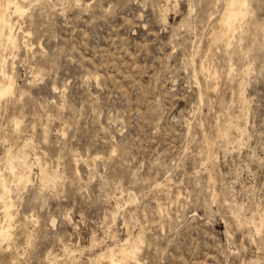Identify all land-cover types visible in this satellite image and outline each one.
I'll list each match as a JSON object with an SVG mask.
<instances>
[{"label":"rangeland","instance_id":"rangeland-1","mask_svg":"<svg viewBox=\"0 0 264 264\" xmlns=\"http://www.w3.org/2000/svg\"><path fill=\"white\" fill-rule=\"evenodd\" d=\"M19 1L0 172L8 149L32 169L11 219L0 199V264H100L129 237L124 264H264V0L231 42L226 0Z\"/></svg>","mask_w":264,"mask_h":264},{"label":"bare ground","instance_id":"bare-ground-1","mask_svg":"<svg viewBox=\"0 0 264 264\" xmlns=\"http://www.w3.org/2000/svg\"><path fill=\"white\" fill-rule=\"evenodd\" d=\"M23 2L25 3L24 0ZM226 5V11L220 19L221 31L220 33L215 35V41L223 40L231 42V40L234 39L235 30L238 26L237 24H241L250 12L248 9V0H226ZM23 9L25 8L19 0H0V40L2 38L6 39L4 40L7 42L6 45L10 46L12 49L15 48L18 44V38L14 33L15 27L12 21V16H20L24 14ZM2 44L3 43H1V45ZM4 54L5 53H0V99L7 95L14 94L16 88V80L14 75H11L9 72H7L8 70H6L7 57ZM202 72L205 71L202 69ZM6 162V167L9 170L10 175L8 176L5 173L0 172V184L1 187H3L1 189V191L3 190V195L0 196V199H2V201L4 202L3 205H1L5 209V211H3L5 220H8L11 219L10 207L12 205L10 199L6 200L7 197L9 198V193L11 191L9 178L12 176L13 178H15V180L18 181L19 184L26 185V183L31 180L30 171L32 169V165L28 163L27 155L25 152L13 155L10 154V149H8V158ZM38 164H40V179L43 183H45L47 179L45 168L41 163ZM16 167H19L21 171H16ZM1 191L0 194H2ZM9 237V229H7L4 224H1L0 239H7ZM140 239V237H129L124 243L120 244L119 246H110L105 252L102 251V253L97 257L96 261H98L100 264H103L102 259H105V264H124L129 257H132L137 253L139 249L138 242Z\"/></svg>","mask_w":264,"mask_h":264}]
</instances>
